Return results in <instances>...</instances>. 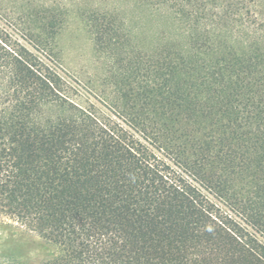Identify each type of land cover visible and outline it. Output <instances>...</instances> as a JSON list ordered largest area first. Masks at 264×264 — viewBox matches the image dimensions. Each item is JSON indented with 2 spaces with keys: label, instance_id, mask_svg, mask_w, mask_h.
<instances>
[{
  "label": "trees",
  "instance_id": "16d2710c",
  "mask_svg": "<svg viewBox=\"0 0 264 264\" xmlns=\"http://www.w3.org/2000/svg\"><path fill=\"white\" fill-rule=\"evenodd\" d=\"M139 1L184 39L130 55L92 14L120 49L109 95L59 72L51 34L0 25V216L54 246L36 264H264V15Z\"/></svg>",
  "mask_w": 264,
  "mask_h": 264
},
{
  "label": "rangeland",
  "instance_id": "374dc122",
  "mask_svg": "<svg viewBox=\"0 0 264 264\" xmlns=\"http://www.w3.org/2000/svg\"><path fill=\"white\" fill-rule=\"evenodd\" d=\"M255 4L264 15V0ZM96 12L113 17L121 27L125 34L121 49L130 55L184 39L182 27L169 11L139 0H0V25L15 35L27 30L51 34L59 72L86 92L109 95L107 77L120 49L112 55L96 47L89 21ZM54 252V246L36 233L0 216V264H36Z\"/></svg>",
  "mask_w": 264,
  "mask_h": 264
}]
</instances>
